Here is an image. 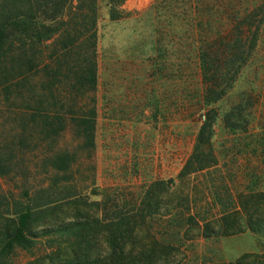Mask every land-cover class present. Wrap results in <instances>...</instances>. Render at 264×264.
Wrapping results in <instances>:
<instances>
[{
  "label": "rangeland",
  "instance_id": "374dc122",
  "mask_svg": "<svg viewBox=\"0 0 264 264\" xmlns=\"http://www.w3.org/2000/svg\"><path fill=\"white\" fill-rule=\"evenodd\" d=\"M224 1L223 13L230 3L227 6ZM156 3L127 0L121 8L122 19L112 21L108 0H99L98 87L95 93L78 96L80 113L92 105V98L96 101V148L91 154L80 148L75 128L68 122L58 145L80 156L66 175L69 206L59 211V220L84 224V237L88 238L85 247L101 252L103 257L122 249L133 253L146 250L154 264H238L253 257L263 260L264 236L241 227L247 218L246 207L248 217L251 214V196L264 192V166L255 149H246L248 143L255 148L257 140L229 135L220 121L213 140L219 165L202 171L197 165L186 169L208 114L199 105V97H192L197 95L195 78L187 79L186 84L177 73V65L165 76L154 65ZM207 4L204 7H215ZM257 6L264 10V0H241L237 8L254 10ZM203 14L205 23H216ZM163 17L166 24L171 22L178 28L189 25L182 16ZM218 23L230 22L225 17ZM42 50L49 55V45ZM255 60L238 88H255L257 94H263L264 40ZM36 86L44 91L39 77ZM3 99L1 95L0 156L11 154L9 141L17 130L10 116L15 110H10ZM225 103L216 108H223ZM256 108L258 123L264 125L263 97ZM41 158L36 150L29 153L26 166L30 170H26L17 156L12 166L15 170L20 166L15 173L0 176V212L7 211L5 197L18 199L25 189L35 199L51 184L55 173L42 166ZM263 215L258 211L255 218L263 219ZM42 217L37 214L34 218L38 228ZM229 217L239 221L232 231L225 229ZM108 224L126 239L125 244L108 243ZM54 251L66 252V247L60 243L53 247L42 240L32 252L17 249L10 264H50L45 257Z\"/></svg>",
  "mask_w": 264,
  "mask_h": 264
},
{
  "label": "trees",
  "instance_id": "16d2710c",
  "mask_svg": "<svg viewBox=\"0 0 264 264\" xmlns=\"http://www.w3.org/2000/svg\"><path fill=\"white\" fill-rule=\"evenodd\" d=\"M126 1L108 0L112 21L122 19L121 8ZM214 1L157 0L154 65L163 76L177 65V73L186 84L187 79L195 78L197 95L192 97H199V105L208 114L186 169L197 165L202 171L219 165L213 140L220 121L229 135L245 136L246 141L256 138L255 148L248 143L246 149H255L264 166V125L258 123L256 108L264 93L238 88L259 55L264 40V10L262 6L242 10L237 8L241 0H230L223 13V0ZM228 1H224L227 6ZM205 3H213L217 10L207 8L208 4L204 7ZM204 12L209 22L216 23H205ZM164 14L182 16L189 25L178 28L171 22L166 24ZM225 17L229 25L218 23ZM98 21L99 0H0V98L3 95L5 104L15 110L10 116L17 123L9 141L11 154L0 156V176L15 173L20 166L16 170L12 166L17 156L30 170L26 163L35 150L42 156V166L55 173L51 184L35 199L25 189L18 199L4 198L7 211L0 212V264H10L17 249L32 252L42 240L53 247L58 243L66 247V252L54 251L45 257L50 264H154L146 250H113L103 257L101 252L85 247L88 238L84 237V224L59 220V211L69 206L66 175L80 156L58 145L68 122L75 128L80 148L90 154L96 148V101L92 98V105L80 113L78 96L97 91ZM46 45L48 56L42 50ZM38 77L43 92L36 86ZM223 102V108H216ZM249 202L251 214L248 217L246 207L247 218H243L241 227L264 236V215L263 219L255 218L258 211L264 213V192L251 196ZM37 214L43 215L39 228L35 226ZM231 217L226 219L225 229L232 231L239 221ZM112 228L105 226L108 243L125 244L126 239ZM250 259L238 264H264V259Z\"/></svg>",
  "mask_w": 264,
  "mask_h": 264
}]
</instances>
